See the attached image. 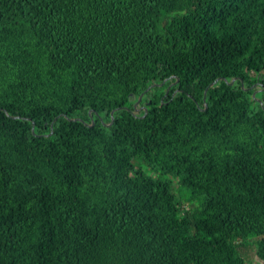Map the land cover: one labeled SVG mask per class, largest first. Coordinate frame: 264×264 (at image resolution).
I'll list each match as a JSON object with an SVG mask.
<instances>
[{"label":"trees","instance_id":"trees-1","mask_svg":"<svg viewBox=\"0 0 264 264\" xmlns=\"http://www.w3.org/2000/svg\"><path fill=\"white\" fill-rule=\"evenodd\" d=\"M262 91L264 0H0V264H264Z\"/></svg>","mask_w":264,"mask_h":264},{"label":"rangeland","instance_id":"rangeland-1","mask_svg":"<svg viewBox=\"0 0 264 264\" xmlns=\"http://www.w3.org/2000/svg\"><path fill=\"white\" fill-rule=\"evenodd\" d=\"M259 94H261V96L264 97V91L259 92ZM174 188H175L176 192L179 193V194H181L184 199L185 198H188V195H187L188 192H189L188 188H186L185 185H183L181 183H178L177 179H175ZM251 254H252L253 257H255V250H252L251 251Z\"/></svg>","mask_w":264,"mask_h":264},{"label":"water","instance_id":"water-1","mask_svg":"<svg viewBox=\"0 0 264 264\" xmlns=\"http://www.w3.org/2000/svg\"><path fill=\"white\" fill-rule=\"evenodd\" d=\"M34 128V127H33Z\"/></svg>","mask_w":264,"mask_h":264}]
</instances>
